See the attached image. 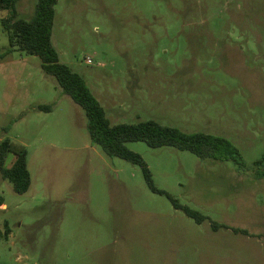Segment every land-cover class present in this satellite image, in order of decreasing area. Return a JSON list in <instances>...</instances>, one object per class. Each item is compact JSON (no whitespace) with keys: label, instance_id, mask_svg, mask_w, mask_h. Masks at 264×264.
Masks as SVG:
<instances>
[{"label":"rangeland","instance_id":"rangeland-1","mask_svg":"<svg viewBox=\"0 0 264 264\" xmlns=\"http://www.w3.org/2000/svg\"><path fill=\"white\" fill-rule=\"evenodd\" d=\"M36 5L19 0L18 17ZM12 14L0 10V54ZM52 45L112 125L222 136L246 167L127 144L158 189L207 217L199 224L140 166L92 143L85 111L15 50L0 61V144L27 148L32 185L17 194L0 173V264H264V0H59Z\"/></svg>","mask_w":264,"mask_h":264},{"label":"trees","instance_id":"trees-1","mask_svg":"<svg viewBox=\"0 0 264 264\" xmlns=\"http://www.w3.org/2000/svg\"><path fill=\"white\" fill-rule=\"evenodd\" d=\"M18 1L0 0V10L13 12L9 18L1 21L8 36L9 47L0 54V61L15 50L39 57L43 72L54 77L63 92L85 111L92 143L100 146L111 157H118L140 166L153 192L167 196L176 209L182 210L199 224L204 223L207 220L206 216L189 206L182 205L171 194L156 187L142 156L131 151L127 144L144 142L151 148L173 147L180 151H188L203 160L233 161L244 168L246 163L239 149L225 137L203 132L187 133L176 127L163 126L155 120L138 124L112 125L104 107L93 95L86 80L61 62L58 51L52 45L56 6L59 0H37L35 17L32 20L18 17L16 10ZM36 110L51 112L53 107L38 105ZM9 157L14 158L10 167L7 166ZM255 166L259 171L258 176L264 178V157L255 162ZM0 173L5 180L13 184L17 194L23 195L28 192L32 178L28 169V150L24 145L9 139L0 144ZM6 227L8 228L6 232L9 234L8 223ZM213 227L217 230L226 226L213 223Z\"/></svg>","mask_w":264,"mask_h":264},{"label":"crops","instance_id":"crops-1","mask_svg":"<svg viewBox=\"0 0 264 264\" xmlns=\"http://www.w3.org/2000/svg\"><path fill=\"white\" fill-rule=\"evenodd\" d=\"M12 164H13V162H12ZM0 204H2V205H0V209H8V205L5 203L4 200H0Z\"/></svg>","mask_w":264,"mask_h":264},{"label":"built area","instance_id":"built-area-1","mask_svg":"<svg viewBox=\"0 0 264 264\" xmlns=\"http://www.w3.org/2000/svg\"><path fill=\"white\" fill-rule=\"evenodd\" d=\"M88 62H89V63H92V60H91V59H89V60H88Z\"/></svg>","mask_w":264,"mask_h":264}]
</instances>
